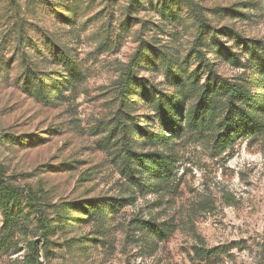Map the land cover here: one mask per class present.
Segmentation results:
<instances>
[{"label": "rangeland", "instance_id": "374dc122", "mask_svg": "<svg viewBox=\"0 0 264 264\" xmlns=\"http://www.w3.org/2000/svg\"><path fill=\"white\" fill-rule=\"evenodd\" d=\"M191 1L210 36L242 62L244 45H264V0ZM160 2L0 0V264H264V131L223 149L216 131L185 127L167 146H150L140 132L160 128L149 121L151 103L135 87L123 103L124 74L155 96L176 93L166 70L133 67L145 47L194 79L183 113L212 73L230 83L242 77L198 48L209 63L202 66L196 19L182 5L171 21ZM71 5L74 24L62 18ZM66 48L83 76L75 87L63 83L54 57ZM28 75L35 86L59 88L50 103L26 91ZM125 115L138 128L129 138L117 124ZM128 145L170 158V174L155 178L126 163ZM102 200L106 217L96 223L87 212ZM140 222L159 225L163 237ZM198 250L214 255L204 261Z\"/></svg>", "mask_w": 264, "mask_h": 264}, {"label": "trees", "instance_id": "16d2710c", "mask_svg": "<svg viewBox=\"0 0 264 264\" xmlns=\"http://www.w3.org/2000/svg\"><path fill=\"white\" fill-rule=\"evenodd\" d=\"M184 5L186 10L197 21L198 35L196 37V48L193 52L194 57L205 68L209 67V63L203 53L198 48L206 49L216 55V60L222 59L230 64L235 69H241L242 77L238 82H227L212 73L210 79L207 80L206 86L199 92L198 103L183 113L182 109L185 106L184 98L187 96V90L192 87L194 79L186 76L182 78L177 69L171 66V60H164L163 54H157L155 48H141L136 53V58L132 62L133 67L152 66L153 70H166L165 75L171 85L176 89V93L170 97L158 94L155 92L150 94L146 88H142V84L135 82V78L124 74L125 85L121 86L123 103L129 100V93H134L132 87L140 89L143 93L144 100L148 99L155 111V115L149 118V121L154 122L158 119L159 130L155 133L141 131L140 134L150 146L168 145L172 139L177 138L185 127L192 131H216L215 143L223 149L230 146L238 138L247 135L260 136L264 131V45L256 42H249L250 45H244L245 61L242 62V56H236L235 53L224 49L217 38L210 36V27H208L198 13L197 8L192 4L191 0H161L159 3V12L163 17H167L171 21L178 18V9ZM176 9L175 11H173ZM78 13L77 6H69L62 15L63 20L69 24H74ZM58 16V12L55 13ZM230 16L235 15L234 11H229ZM61 17V16H60ZM239 41V38H237ZM26 42H20L16 49L18 57L23 61L27 59ZM53 53V52H52ZM54 57L63 64L66 78L65 85L75 87L76 83L82 80V75L77 69V66L72 62L69 50L57 49L54 51ZM151 57V58H150ZM139 64H142L139 66ZM23 65V64H22ZM167 67V68H166ZM176 70L177 72H175ZM33 78L30 75L23 80V86L29 93L39 98L44 103H50L52 98L51 91H59L58 87H43L34 85ZM63 85V84H62ZM147 100V101H148ZM123 121H118L121 124L120 129L131 137L137 126L130 122L129 116H126ZM164 131L170 136H165ZM128 148L125 150L127 158L130 157L133 161L126 159L128 164L134 163L142 173H148L155 178L167 177L170 174V158L164 157L162 154H147L136 155ZM139 185L140 182H139ZM107 200L90 202L89 212L87 217L94 220L96 223L102 222L106 217L104 213L106 209L105 203ZM118 203V202H116ZM115 205L112 204L111 208ZM81 207V206H80ZM122 207L115 206V210ZM139 222V221H138ZM148 225L151 234L162 236L164 231L159 225L150 222H140ZM162 227V226H161ZM165 227V226H164ZM163 237V236H162ZM214 255L212 250H198V257L207 261Z\"/></svg>", "mask_w": 264, "mask_h": 264}]
</instances>
